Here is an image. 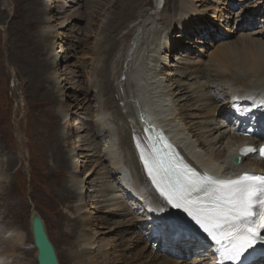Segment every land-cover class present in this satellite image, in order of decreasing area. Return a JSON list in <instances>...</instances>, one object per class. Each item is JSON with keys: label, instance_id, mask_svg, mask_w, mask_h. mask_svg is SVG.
I'll return each instance as SVG.
<instances>
[{"label": "rangeland", "instance_id": "1", "mask_svg": "<svg viewBox=\"0 0 264 264\" xmlns=\"http://www.w3.org/2000/svg\"><path fill=\"white\" fill-rule=\"evenodd\" d=\"M117 1L15 0L17 9L11 12L12 16L11 9L5 10L0 2V187H5L0 191V262L37 264V250L29 225L31 210L35 209L44 221L60 264H77L79 253L74 256L73 252L77 250L76 238L80 234L97 240L104 249L113 246L117 252L107 249L111 252L107 257L111 259L110 264H118L120 257L118 259L117 255L123 257L124 264H161L166 260L170 264L195 263L192 261L196 259L195 251L183 256L166 254L163 245L149 248L147 226L150 224L142 231L144 240L136 245L135 225L131 229L126 223L125 228L132 230L129 233L114 224L124 218H112L111 223L96 220L101 215L96 214V205L82 206L80 217L87 220L86 228H80L77 234L66 214L67 205L72 203L58 194L70 175L84 179L96 165L88 167L84 162L89 160L90 157H86L89 154L78 151L80 147L86 148L84 143L92 134L95 138L96 132L93 129L98 107L93 94H89L88 100L85 95L92 91L88 75L100 60L101 35L109 24L126 14L123 10H128L122 4L115 5ZM144 1V17L124 33L119 48L108 61L109 70L111 65L116 67L118 58L134 44L142 26L151 23L147 26L150 30L154 22H161L160 26L168 34L164 51L168 61L163 73L165 78L173 80L180 78L183 72L201 69L203 62H211L214 67L219 57L240 58L241 49L249 53L250 49L246 48L249 37L264 40V29H261L264 0H160L161 4L159 0ZM238 11L241 14H237ZM247 13L248 18L242 20ZM48 27L50 34L44 38L42 34ZM232 49L238 50L225 53ZM48 51L56 57L54 62L53 57H48ZM181 59L186 63H181ZM140 60L134 73H141ZM125 61L131 64V57ZM210 71L214 77L212 68ZM118 72L114 69L111 73L114 87ZM127 74L123 78L119 74L120 83H126L130 77ZM183 103L192 104L193 101L187 99ZM119 106L126 115L124 103L120 102ZM61 110L69 115L62 118ZM205 115L203 112L199 120L207 119ZM21 129L28 135L21 133ZM72 151L77 159L70 170L64 168L61 173L53 170L52 166H61L63 156ZM10 163L11 166H7ZM87 201L85 198L83 204ZM71 212L76 213L75 210ZM163 229L176 231L173 226ZM18 237H23L21 246L11 252L10 247ZM144 247L146 250L142 251ZM161 253L165 254L163 259L157 257Z\"/></svg>", "mask_w": 264, "mask_h": 264}, {"label": "bare ground", "instance_id": "2", "mask_svg": "<svg viewBox=\"0 0 264 264\" xmlns=\"http://www.w3.org/2000/svg\"><path fill=\"white\" fill-rule=\"evenodd\" d=\"M0 2L5 10L11 9L12 16L11 12L15 11V7L17 9L15 0ZM119 4L126 6L124 9L128 10H123V14H126L109 24L101 35L100 60L88 75L91 79L89 83L92 82V91L85 93L86 100L89 94H93L94 103L98 107L93 129L96 132L95 138L92 134L84 143L86 148L79 146L78 151L89 154L85 155L90 157L89 160L84 162L88 167L96 165L84 179L75 174L70 175L58 191L60 197L68 198L72 203L65 206L68 208L67 220L72 221L78 234L80 228H86L87 222L84 217H80L82 206L96 205V214H101L96 220L111 223L112 218L120 217L124 219L112 222L116 227L125 228L128 223V227L132 229L135 225L134 230L138 232L135 237L136 245L142 243L145 238L142 231L150 224L147 226L149 248L163 245L166 254L183 256L195 251L196 259L192 261L197 262L196 264H221L216 260L214 245L203 236L197 234L198 236L190 237L179 234L178 231L195 234L198 229L184 207H174L168 202V185L174 183L163 184L158 177V170L150 164L144 153L152 152L149 134L161 133L170 143L178 160L186 168L203 177L236 180L245 174H264V161L259 158L258 153L243 158L240 164L233 163V159L240 156L241 152L264 144V40L247 35L249 40L246 42V48L250 49L249 53L241 49L240 58L229 60L225 56L219 57L214 67L211 62H203L201 69L191 70L190 74L183 72L180 78L173 80L165 78L163 73L164 64L168 61V56L164 55L168 34L166 29L160 26L161 22L156 21L157 23H152V30H147L151 23L142 26L134 44L126 54L118 58L115 68L111 65L110 72L108 61L119 48L124 33L146 13L144 0H118L115 5ZM236 13L241 14L240 11ZM246 18L248 13L241 19ZM261 29L263 30L264 26ZM50 31L51 28L48 27L42 37L47 38ZM233 50L238 49L227 50L225 53H231ZM47 53L50 59L53 57L54 62L56 57L52 51ZM127 57H131V64L124 62ZM138 60L141 61V73H134L138 70ZM179 61L186 63L184 59ZM211 68L214 77L211 75ZM114 69L119 71L116 87L111 83V73ZM126 72L130 77L126 79V83H120V77L123 78ZM57 88L61 89L60 84ZM187 99L193 103H183ZM120 102L127 108L126 115L123 114L125 110L122 112V107L119 106ZM235 110L247 111L249 114L238 111V119L235 117ZM61 112L62 118L69 115L66 111ZM203 112L206 113L204 117L207 119L199 120L203 117ZM18 123H21V119ZM247 130L254 135L245 137L239 134L240 131ZM22 132L25 136L28 135L27 131L21 129ZM76 159L72 151L63 156L61 166L53 165L52 168L59 172L64 168L70 170ZM7 166H11V163ZM3 188L5 187H0V191ZM162 191L165 195L161 194ZM85 198L88 201L83 204ZM70 210H75L76 213H69ZM152 213L160 215L153 216ZM68 223L70 224L69 221ZM169 226H173L176 231L163 229ZM126 231L131 233L132 230L125 228L124 232ZM22 241L23 237H18L10 247L11 252L16 251ZM98 243L97 240L87 239L80 234L76 238L77 250L72 251L74 256L79 253L78 259L75 258L77 264H110L111 259L108 260L107 257L111 252L108 253L107 249L110 248L114 252L117 250L115 251L113 246H106L104 249ZM136 245H133V248ZM143 250L146 248H142ZM97 255L99 260L96 259ZM161 255L157 254V257L163 259L165 254ZM119 257L118 264H124L123 257L117 255L118 259ZM183 263L185 262H181ZM0 264L9 263L2 261ZM161 264H170V261L166 260ZM251 264H264V256Z\"/></svg>", "mask_w": 264, "mask_h": 264}, {"label": "snow or ice", "instance_id": "3", "mask_svg": "<svg viewBox=\"0 0 264 264\" xmlns=\"http://www.w3.org/2000/svg\"><path fill=\"white\" fill-rule=\"evenodd\" d=\"M259 152L264 156V148ZM198 192H204L205 199L193 205V212L188 197ZM167 199L174 207H184L217 243L221 236L226 237L228 243H221V249L222 258L228 260H238L252 240L260 238L259 229H264V176L245 174L236 180L216 181L198 178L195 173L183 180L177 175L175 183L168 185Z\"/></svg>", "mask_w": 264, "mask_h": 264}, {"label": "water", "instance_id": "4", "mask_svg": "<svg viewBox=\"0 0 264 264\" xmlns=\"http://www.w3.org/2000/svg\"><path fill=\"white\" fill-rule=\"evenodd\" d=\"M239 164V159L235 161ZM30 230L33 238L35 248L37 249V263L38 264H60L55 248L51 243L46 232L45 224L40 214L35 209L31 210L29 220ZM192 234L193 236H197Z\"/></svg>", "mask_w": 264, "mask_h": 264}]
</instances>
